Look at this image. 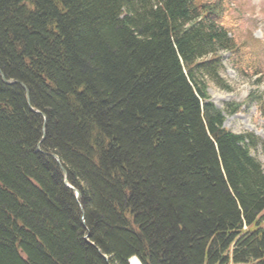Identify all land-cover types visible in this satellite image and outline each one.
<instances>
[{"label":"trees","instance_id":"1","mask_svg":"<svg viewBox=\"0 0 264 264\" xmlns=\"http://www.w3.org/2000/svg\"><path fill=\"white\" fill-rule=\"evenodd\" d=\"M231 4L0 0V264H264L258 139L197 77L260 72Z\"/></svg>","mask_w":264,"mask_h":264},{"label":"rangeland","instance_id":"2","mask_svg":"<svg viewBox=\"0 0 264 264\" xmlns=\"http://www.w3.org/2000/svg\"><path fill=\"white\" fill-rule=\"evenodd\" d=\"M231 11L238 18V39L252 33L253 37L260 41L258 48L259 69L262 74L247 75L235 69L229 61L228 52H220V65L217 76L198 72V79L206 85V90L211 100L223 110L224 127L235 133H251L258 142L250 147V153L258 160L264 171V153L260 140L264 139V115L261 114L257 104L248 100L250 94H260L264 103V0H231ZM259 75L262 79L258 81ZM263 93V94H262ZM238 103L236 110L231 112L227 103ZM264 215V210L262 212ZM104 256V255H103ZM105 258V256L103 257Z\"/></svg>","mask_w":264,"mask_h":264},{"label":"water","instance_id":"3","mask_svg":"<svg viewBox=\"0 0 264 264\" xmlns=\"http://www.w3.org/2000/svg\"><path fill=\"white\" fill-rule=\"evenodd\" d=\"M3 81L5 82V83H7V84H18V85H20L21 87H23L26 91H27V89H26V86L22 83V82H20V81H18V80H7V79H4L3 78ZM26 94L28 95V93L26 92ZM38 113V112H37ZM41 115H42V118H43V121L45 122V119H46V117H45V115L44 114H42L41 113ZM43 125H44V123H43ZM43 131H44V126H43ZM44 138V136H42V139ZM41 139V140H42ZM37 150L39 151V152H42L43 153V151L41 150V147H40V143H38V145H37ZM62 172H63V174H64V177H65V175H66V171L64 170V169H62ZM65 183H66V180H65ZM73 190L76 192V195H77V198H79L78 196H80V193H79V191H77L76 189H74L73 188ZM103 256V255H102ZM104 257V256H103Z\"/></svg>","mask_w":264,"mask_h":264},{"label":"bare ground","instance_id":"4","mask_svg":"<svg viewBox=\"0 0 264 264\" xmlns=\"http://www.w3.org/2000/svg\"><path fill=\"white\" fill-rule=\"evenodd\" d=\"M3 78H4V77L2 76V81H3ZM4 79H6V78H4ZM3 82H4V81H3ZM26 92L28 93V91H26ZM26 97H27V101H28V104H29V99H28V95H27V94H26ZM34 111H35V110H34ZM49 155H51V156H53V157H55V158L57 159V156H56L55 154H51V153H49ZM61 169H64V170H65V168H63L62 166H61ZM65 171H66V170H65ZM62 173H63V172H62ZM66 174H67V173H66ZM63 176H64V174H63ZM65 180H66V175H65V177H64V182H65ZM65 184H66L67 187H69L70 189L73 190L74 187L71 186V185H69L68 182H67V180H66V183H65ZM74 189H76V188H74ZM76 190H77V189H76ZM77 191H78V190H77ZM79 193H80V192H79ZM75 196H76V198H77L76 192H75ZM78 197H80V196H78ZM77 199H79V198H77ZM130 263H131V264H141L140 261H139L136 257H134V256L130 258Z\"/></svg>","mask_w":264,"mask_h":264}]
</instances>
